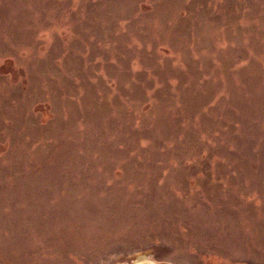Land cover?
Wrapping results in <instances>:
<instances>
[{
  "label": "rangeland",
  "instance_id": "obj_1",
  "mask_svg": "<svg viewBox=\"0 0 264 264\" xmlns=\"http://www.w3.org/2000/svg\"><path fill=\"white\" fill-rule=\"evenodd\" d=\"M264 264V0H0V264Z\"/></svg>",
  "mask_w": 264,
  "mask_h": 264
},
{
  "label": "water",
  "instance_id": "obj_2",
  "mask_svg": "<svg viewBox=\"0 0 264 264\" xmlns=\"http://www.w3.org/2000/svg\"><path fill=\"white\" fill-rule=\"evenodd\" d=\"M133 264H162V263H157L151 259H148L147 257H142L138 259V261L134 262Z\"/></svg>",
  "mask_w": 264,
  "mask_h": 264
},
{
  "label": "bare ground",
  "instance_id": "obj_3",
  "mask_svg": "<svg viewBox=\"0 0 264 264\" xmlns=\"http://www.w3.org/2000/svg\"><path fill=\"white\" fill-rule=\"evenodd\" d=\"M142 257H145V256H142V255H141V256L139 257V259L142 258Z\"/></svg>",
  "mask_w": 264,
  "mask_h": 264
}]
</instances>
